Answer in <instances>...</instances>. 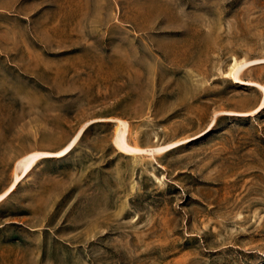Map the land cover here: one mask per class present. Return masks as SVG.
<instances>
[{"label":"rangeland","instance_id":"1","mask_svg":"<svg viewBox=\"0 0 264 264\" xmlns=\"http://www.w3.org/2000/svg\"><path fill=\"white\" fill-rule=\"evenodd\" d=\"M254 61L264 0H0V195L42 153L0 264H264V62L228 74Z\"/></svg>","mask_w":264,"mask_h":264},{"label":"bare ground","instance_id":"2","mask_svg":"<svg viewBox=\"0 0 264 264\" xmlns=\"http://www.w3.org/2000/svg\"><path fill=\"white\" fill-rule=\"evenodd\" d=\"M260 62H264V61H254V62H238V63H234V65L232 66L229 74L230 79L233 80L234 83L236 84H245V85H253L251 83H245L242 82L239 79V75L240 73L245 70L246 68L256 65ZM228 77V76H227ZM228 77V78H229ZM264 106V99L261 101L259 109L263 108ZM118 129L114 138V143L116 145V147L118 148V150L120 152L123 153H137V154H142L143 152H145L143 149L140 148H133L130 147L124 136H123V132L120 128L121 122L118 121ZM80 136V132L79 134L76 136V138L70 143L68 144L65 148H63L62 150L56 152V153H51V154H47L50 157H63L65 155H67L74 147L78 137ZM169 147H162V148H155L152 149L151 152L152 153H160L166 149H168ZM42 155V153H30L26 156H24L22 159H20L16 164H15V169H14V173H13V180L11 182V185L9 186V188L0 195V201L7 196L9 193H11L13 190H15L16 186L18 185L19 181L25 176V174L27 173V171L30 169V167L32 166L34 160L38 157ZM18 173H20L19 175H17Z\"/></svg>","mask_w":264,"mask_h":264}]
</instances>
